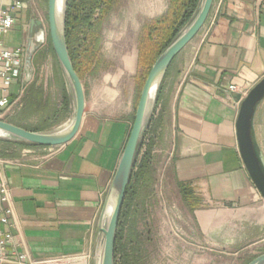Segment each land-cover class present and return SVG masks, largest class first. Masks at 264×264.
I'll list each match as a JSON object with an SVG mask.
<instances>
[{"label": "crops", "instance_id": "crops-1", "mask_svg": "<svg viewBox=\"0 0 264 264\" xmlns=\"http://www.w3.org/2000/svg\"><path fill=\"white\" fill-rule=\"evenodd\" d=\"M23 1L26 9L6 39L9 46H26L30 6L45 0ZM118 72L102 76L92 110L85 99L72 140L22 149L1 166L14 240L35 261L101 252L98 218L139 99L137 49ZM262 77L264 0H213L205 24L164 77L153 116L155 134L166 129L165 168L173 181L189 183L204 204L218 205L225 227L248 223L255 234L264 233V201L239 157L234 123L240 100ZM258 121H264V100L254 118L257 142ZM223 243L231 245V239L224 236Z\"/></svg>", "mask_w": 264, "mask_h": 264}, {"label": "rangeland", "instance_id": "rangeland-1", "mask_svg": "<svg viewBox=\"0 0 264 264\" xmlns=\"http://www.w3.org/2000/svg\"><path fill=\"white\" fill-rule=\"evenodd\" d=\"M111 1L112 5L102 16L97 30L93 34L82 36L85 41L84 45L90 39L98 41L94 66L84 73L81 79L84 97L88 102L87 109L90 110L98 101L94 90L98 91L104 86L102 76L112 75L114 77L119 73L121 62L128 60L135 53L142 27L162 16L169 7V0ZM46 3L47 0L32 4L29 16L44 21L47 29ZM45 35V44L39 47L32 56V76L25 85L20 102L13 105L0 118L1 121L17 122L27 128H33L46 114L44 105L49 108V112L52 107L60 105V88L55 75H62L64 80L65 78ZM8 43L15 45L13 41H8ZM31 85L41 89L43 93L40 111L21 119L18 116L24 106L23 97ZM66 87L71 99L70 113L66 117L59 114L52 118L53 123H56V120L60 122L53 127V130L68 124L73 116L72 95L67 83ZM114 111L116 115L118 112ZM147 132L141 138L140 144L145 143ZM154 137L150 161L154 182L146 192L147 196L144 198L143 205L140 204L131 213L127 222L122 221L123 241L127 238L132 241V244L128 241L127 249L134 245L139 247L143 264H247L252 258L263 253L264 241H260V238L264 236L263 232L262 234L251 232L248 223H233L225 227L224 215L220 214L218 205L204 204L198 192L199 189L196 187H192V190L194 195L200 199L199 208L192 212L185 205L171 178L170 171L165 168L168 154L166 129L163 128L158 134H154ZM257 139L264 155V121H258ZM143 150L144 145L139 153ZM211 214L216 215L212 220ZM211 233L215 237L214 241H211ZM224 236L231 239V245H224ZM99 257L97 250L86 251L53 260L49 264H98Z\"/></svg>", "mask_w": 264, "mask_h": 264}, {"label": "water", "instance_id": "water-1", "mask_svg": "<svg viewBox=\"0 0 264 264\" xmlns=\"http://www.w3.org/2000/svg\"><path fill=\"white\" fill-rule=\"evenodd\" d=\"M67 0H47V32L53 54L70 89L73 116L68 124L49 132H33L0 120V139L33 144L42 147L61 146L77 134L84 112V90L81 80L70 61L65 42V8ZM213 0H201L198 11L187 27L161 52L151 66L141 88L131 125L121 157L105 193L98 218V230L103 243L98 264H114L115 239L118 219L126 188L129 184L141 138L144 136L157 102L165 74L177 55L191 42L205 24ZM45 28L40 19L31 18L27 26L24 57L26 82L32 76V56L44 43ZM264 100L262 77L240 100L234 123L235 138L243 167L264 201V155L258 145L254 130L255 113ZM247 264H264V253Z\"/></svg>", "mask_w": 264, "mask_h": 264}, {"label": "trees", "instance_id": "trees-1", "mask_svg": "<svg viewBox=\"0 0 264 264\" xmlns=\"http://www.w3.org/2000/svg\"><path fill=\"white\" fill-rule=\"evenodd\" d=\"M106 2H108L107 6H105ZM199 4L200 0H169L167 11L159 18L150 21L142 27L137 44L139 94L148 71L156 58L193 19ZM111 5V0H70L65 8V42L73 69L79 76L80 80L82 79L83 74L88 72L94 66L98 42L97 39H90L87 44L84 45L85 41H83L84 38L82 36L89 33L93 34L95 30H97V27L101 23L102 16L107 13V10H109ZM50 50L53 54L51 45ZM55 80L60 88V105L58 107H52L50 112L49 108L44 105L46 114L33 128H27L17 122H11V124L33 132L53 131V127L60 122H57L56 120V123H53L52 118H55L59 114L66 117L70 113L71 106V99L66 90V83L62 75H55ZM42 98L43 93L41 89L35 88L33 85L29 86L23 97L24 106L18 117L22 119L23 117H27L26 115L31 116L40 111ZM156 105L150 124L145 131V133L148 131L145 143H141L138 147L132 175L125 191L116 232L114 264H143L142 257H140L141 252L139 247L134 245L132 248L127 249L128 238L123 241L124 235L122 221L127 222L131 213L134 212L140 204L141 206L143 205L144 198L147 196L146 192L149 191L150 186L154 182L150 161L155 140V120L153 119V116ZM143 145L144 150L139 153L140 148ZM36 147L41 148L42 146L0 139V157L4 159L16 158L20 150ZM175 185L185 205L192 212L198 209L200 206V199L194 195L190 184L176 181ZM129 243L132 244V241H129ZM136 244L140 246L139 243Z\"/></svg>", "mask_w": 264, "mask_h": 264}, {"label": "built area", "instance_id": "built-area-1", "mask_svg": "<svg viewBox=\"0 0 264 264\" xmlns=\"http://www.w3.org/2000/svg\"><path fill=\"white\" fill-rule=\"evenodd\" d=\"M26 9L23 0H0V118L13 105H16L23 94L26 82L24 72V46H9L6 39L20 14ZM19 86L12 94L11 88ZM235 92L236 87H230ZM10 161L0 158V264H49V261L31 259L20 243L15 242L11 228L13 214L9 187L3 177L1 166ZM52 262V261H50Z\"/></svg>", "mask_w": 264, "mask_h": 264}, {"label": "flooded vegetation", "instance_id": "flooded-vegetation-1", "mask_svg": "<svg viewBox=\"0 0 264 264\" xmlns=\"http://www.w3.org/2000/svg\"><path fill=\"white\" fill-rule=\"evenodd\" d=\"M70 0H67V2H66V6L68 5V2H69ZM42 21V20H41ZM43 22V25H44V28H45V39L47 38L48 39V32H47V29H46V25H45V22L44 21H42ZM47 39H46V41H47ZM45 44V41H44V43H43V45ZM42 45V46H43Z\"/></svg>", "mask_w": 264, "mask_h": 264}]
</instances>
